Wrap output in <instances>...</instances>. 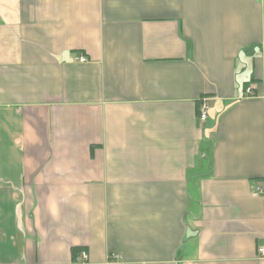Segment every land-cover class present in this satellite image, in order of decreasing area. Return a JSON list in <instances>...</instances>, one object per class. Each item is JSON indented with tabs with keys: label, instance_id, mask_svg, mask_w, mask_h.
Here are the masks:
<instances>
[{
	"label": "crops",
	"instance_id": "0c3cea01",
	"mask_svg": "<svg viewBox=\"0 0 264 264\" xmlns=\"http://www.w3.org/2000/svg\"><path fill=\"white\" fill-rule=\"evenodd\" d=\"M259 247L264 0H0V264Z\"/></svg>",
	"mask_w": 264,
	"mask_h": 264
},
{
	"label": "built area",
	"instance_id": "2783aa9c",
	"mask_svg": "<svg viewBox=\"0 0 264 264\" xmlns=\"http://www.w3.org/2000/svg\"><path fill=\"white\" fill-rule=\"evenodd\" d=\"M78 60L80 62H83L86 60L85 56H79ZM209 105L206 100H201L198 107V120L200 122H203L207 117V111H208ZM256 191L260 192V188L256 187ZM79 256L81 258H86V253L84 251H81ZM258 258L262 261H264V247L258 248Z\"/></svg>",
	"mask_w": 264,
	"mask_h": 264
},
{
	"label": "trees",
	"instance_id": "16d2710c",
	"mask_svg": "<svg viewBox=\"0 0 264 264\" xmlns=\"http://www.w3.org/2000/svg\"><path fill=\"white\" fill-rule=\"evenodd\" d=\"M79 251H80V248H78V247H73V248L71 249V252H72V255H73V256H75L76 253L79 252Z\"/></svg>",
	"mask_w": 264,
	"mask_h": 264
}]
</instances>
